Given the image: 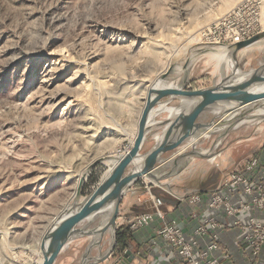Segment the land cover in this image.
<instances>
[{
	"label": "rangeland",
	"instance_id": "374dc122",
	"mask_svg": "<svg viewBox=\"0 0 264 264\" xmlns=\"http://www.w3.org/2000/svg\"><path fill=\"white\" fill-rule=\"evenodd\" d=\"M232 1L225 11L227 0H0V264L40 262L41 239L72 202L81 175L135 140L154 85L174 88L188 74L187 90H199L231 75L213 55L226 48L213 27L243 0ZM260 120L230 133L218 151H264ZM107 164L91 171L84 196ZM218 165H206L210 179ZM88 244H73L59 264H79ZM144 262L137 256L132 264Z\"/></svg>",
	"mask_w": 264,
	"mask_h": 264
},
{
	"label": "water",
	"instance_id": "95a60500",
	"mask_svg": "<svg viewBox=\"0 0 264 264\" xmlns=\"http://www.w3.org/2000/svg\"><path fill=\"white\" fill-rule=\"evenodd\" d=\"M262 41L264 31L246 41L228 46L235 68L232 69L231 75L223 73L221 81L211 87L187 90L188 74L182 84L174 88L155 90L154 85L149 90L131 150L126 155L97 160L86 169L79 180L72 202L57 216L44 234L40 247L42 261L39 264H55L67 246L81 239H89V244L79 264H102L110 261L117 248V222L121 216L122 202L128 192L143 179L161 184L180 174L175 171L161 175L172 162L177 165L175 157L165 159L164 154L186 142H198L202 134L209 132V128H213L209 137L225 129L206 154L196 150L189 153L192 158L211 160L219 154L218 149L223 143V138L229 132L241 128L245 124L242 122H253L256 119L264 121V113L261 112L264 110V65L244 70L238 58L240 52ZM190 66V62L185 65L186 73ZM165 77L164 75L158 82ZM165 98H168V101L161 102V99ZM176 101H180V104L170 108ZM160 104L162 107L156 109ZM163 112L171 113L166 121H156L158 128H164L163 132L156 138L154 146L142 153L145 143L156 136L148 124ZM212 112L216 116L214 120L208 124L199 122L201 116ZM194 148L196 149V146ZM103 161L110 162L107 165V173L91 194L84 196L86 181L91 171ZM96 222L97 225L92 226ZM106 237L110 239V247L104 251ZM94 250L98 251L95 257L92 256ZM123 256L127 259L125 264H132L136 259L131 250H126ZM123 256L119 261H123Z\"/></svg>",
	"mask_w": 264,
	"mask_h": 264
},
{
	"label": "built area",
	"instance_id": "2783aa9c",
	"mask_svg": "<svg viewBox=\"0 0 264 264\" xmlns=\"http://www.w3.org/2000/svg\"><path fill=\"white\" fill-rule=\"evenodd\" d=\"M263 23L264 0H243L214 25L215 42L227 48L246 41L264 31ZM132 145L126 143L116 155H126ZM146 189L153 210L130 219L128 229L136 233L159 220L156 245L169 251L172 264H264V151L228 173L215 189L179 199L205 209L201 215L192 212L191 235L164 210L151 185Z\"/></svg>",
	"mask_w": 264,
	"mask_h": 264
},
{
	"label": "crops",
	"instance_id": "0c3cea01",
	"mask_svg": "<svg viewBox=\"0 0 264 264\" xmlns=\"http://www.w3.org/2000/svg\"><path fill=\"white\" fill-rule=\"evenodd\" d=\"M263 42L264 41L258 43L257 45L245 51L240 52L239 62L244 70L260 68L264 65V62L258 60V58L264 57V51H262V47H261V44ZM253 51L254 54L252 53ZM256 61L260 62L258 66L254 65ZM219 82H214L210 86H207L206 88L211 87ZM199 89H203V88H199ZM195 90L198 89H193L192 91ZM166 101H168V98L161 99V102H166ZM179 104L180 101H176L170 105V108L176 107ZM159 107H162V104L156 107V109ZM170 114L171 113L169 112H163L158 117H156L154 121L152 120L148 124L149 128L154 130L156 136L152 139H149L145 143L142 153L149 151L154 146L158 135L163 132L164 128L162 127L158 128L156 121H166L167 118L170 117ZM215 117L216 116L214 112L208 113L204 116H201L199 122L208 124L212 120H214ZM232 132L234 131L229 132L226 135V137L223 138V143L225 140H227L228 137L231 136L230 133ZM208 138L209 137H206L204 133L200 136L198 142H196L197 140H195L184 143L181 146L180 150L170 157V158L175 157L174 161H177V165L173 164L172 162V164L161 175H166L168 173L178 171L180 173L178 176L173 177L165 182H162L161 184H154L151 183L150 180L148 179H143L139 184H137L134 188H132L131 191L128 192L121 205L122 215L120 216L117 222L119 232L128 229V222L134 216L142 213L151 212L153 210V202L150 200L148 196V191L146 189V184L147 185L149 184L151 185L153 193L164 200V210L166 212H169L179 221L180 226L183 228L184 232L187 235L192 234L194 226L196 225V222L193 221V218L191 217L192 212H197L198 214L201 215L203 214L205 209L201 205H197V206L183 205L179 202V199L195 193L204 194L212 189H215L224 181L228 173L238 168H241L245 164V162L251 157L249 155H252L251 153L252 151H250V154H248V156H246L244 153L242 155L241 151H237V153H235V151L232 150L233 149L237 150V148L231 147V148H224L218 151L220 154H218L216 158H214L213 160L190 157L189 153H191L192 150L193 151L196 150L202 154L207 153L208 149L207 150L203 149L202 146L205 140H208ZM218 138L215 139L216 141L215 140L213 141L212 145L215 144L217 140H219ZM131 139L132 138L130 137L126 141V143H129L131 145L132 144ZM193 145L196 146V149L194 148ZM146 146H148L147 149ZM261 152L262 150L259 153ZM254 154H256V151H254ZM163 158L165 157L163 156ZM165 159H169V158H165ZM216 162L217 164L219 163L218 165L219 173L210 179L209 177L210 175L208 173V170L206 169V165L213 164ZM131 166L129 167V169L131 168ZM198 168H200L199 169L200 173L197 177H195L196 174L194 173L198 170ZM194 178L197 179L196 184L193 183ZM210 185L212 186L210 187ZM161 225L162 223L158 220L152 223L150 226L143 228L136 233H133V238L128 250H131L136 257L137 256L142 257L145 261L144 264H172L170 259L168 258L169 251L164 248L163 249L159 248L156 245V233L161 228ZM78 241H75L71 243L69 246H67L61 252L55 264H59L61 262L63 263L65 259H67L68 257L66 252H68L71 249V246ZM119 254L121 256L123 252L119 251ZM118 261H119L118 258L115 259L114 264H119Z\"/></svg>",
	"mask_w": 264,
	"mask_h": 264
},
{
	"label": "bare ground",
	"instance_id": "6f19581e",
	"mask_svg": "<svg viewBox=\"0 0 264 264\" xmlns=\"http://www.w3.org/2000/svg\"><path fill=\"white\" fill-rule=\"evenodd\" d=\"M234 1H232V0H227V3H226V8H225V11H228V10H230L233 6H234ZM225 7V6H224ZM214 54L213 55H215V57L217 58V60H218V62H219V64H221V66H225V67H227V68H229V69H233V68H235V62H234V60L232 59V53H231V51H229V49H227V48H221V49H218V50H215V52H213ZM261 112H263L264 113V110H261ZM248 122H250V121H245V122H242V123H245V124H247ZM245 124H243V125H245ZM242 125V126H243ZM207 131H213V128H209ZM209 132H207V133H205V135H206V137H209ZM136 137H137V135H136ZM195 141V140H194ZM134 142V140L132 141V143ZM195 147V146H194ZM193 151V150H192ZM220 154V153H219ZM214 158H216V157H212L211 158V160H213ZM183 159V158H182ZM106 163H108V164H110V162H107L106 161ZM83 175V174H82ZM82 175H81V177H82ZM74 194H75V192L73 193V195H72V199H73V197H74ZM57 218V216L53 219V221H52V223L55 221V219ZM51 223V224H52ZM50 224V225H51ZM44 237V236H43ZM43 237H42V239H43ZM42 239H41V242H42ZM40 247H41V243H40ZM37 256L40 258V256H41V251L39 250V252L37 253ZM42 261V257H41V260H40V262ZM39 262V263H40ZM38 263V264H39ZM35 264H37L36 262H35Z\"/></svg>",
	"mask_w": 264,
	"mask_h": 264
},
{
	"label": "trees",
	"instance_id": "16d2710c",
	"mask_svg": "<svg viewBox=\"0 0 264 264\" xmlns=\"http://www.w3.org/2000/svg\"><path fill=\"white\" fill-rule=\"evenodd\" d=\"M132 238H133V233L129 229L118 232V249L120 252H124L128 250Z\"/></svg>",
	"mask_w": 264,
	"mask_h": 264
},
{
	"label": "flooded vegetation",
	"instance_id": "af4514ba",
	"mask_svg": "<svg viewBox=\"0 0 264 264\" xmlns=\"http://www.w3.org/2000/svg\"><path fill=\"white\" fill-rule=\"evenodd\" d=\"M124 253V252H123ZM123 256V254L120 256V254H119V249H118V244H117V248H116V251H115V253H114V257H113V259H119L120 257H122ZM127 262V259H125L124 258V256H123V261H118V263L119 264H125Z\"/></svg>",
	"mask_w": 264,
	"mask_h": 264
}]
</instances>
